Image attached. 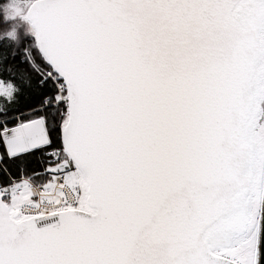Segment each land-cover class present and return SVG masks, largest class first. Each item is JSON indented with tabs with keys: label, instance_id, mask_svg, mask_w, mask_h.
I'll return each mask as SVG.
<instances>
[{
	"label": "snow or ice",
	"instance_id": "6c2138e0",
	"mask_svg": "<svg viewBox=\"0 0 264 264\" xmlns=\"http://www.w3.org/2000/svg\"><path fill=\"white\" fill-rule=\"evenodd\" d=\"M0 264H264V0H0Z\"/></svg>",
	"mask_w": 264,
	"mask_h": 264
}]
</instances>
